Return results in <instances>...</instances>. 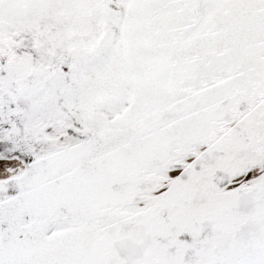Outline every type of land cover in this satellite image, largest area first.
Returning <instances> with one entry per match:
<instances>
[{
    "label": "rangeland",
    "instance_id": "1",
    "mask_svg": "<svg viewBox=\"0 0 264 264\" xmlns=\"http://www.w3.org/2000/svg\"><path fill=\"white\" fill-rule=\"evenodd\" d=\"M0 264H264V0H0Z\"/></svg>",
    "mask_w": 264,
    "mask_h": 264
}]
</instances>
